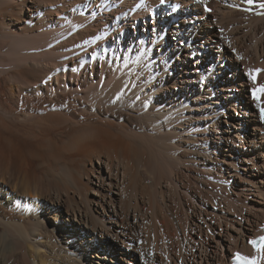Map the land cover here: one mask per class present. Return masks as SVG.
Listing matches in <instances>:
<instances>
[{"label": "bare ground", "instance_id": "bare-ground-1", "mask_svg": "<svg viewBox=\"0 0 264 264\" xmlns=\"http://www.w3.org/2000/svg\"><path fill=\"white\" fill-rule=\"evenodd\" d=\"M124 1V7H132L135 3L144 5L143 13L139 12L140 16L135 18L136 22L134 18L129 19L132 20L133 26L137 21L139 22V27L135 28L136 33L138 30L141 33V24L144 22L142 45L138 40L139 60L126 63L130 59V55H126L124 57L126 62L116 61L119 63L117 66L105 59L100 70L101 75L96 77L99 79L98 82L94 79L88 82L84 75V78L77 80L78 82L68 79L59 82V79H56V83L48 81L45 87L44 82L32 77L35 70L32 65L22 71L24 75L22 78L18 77L19 72L13 69L7 76L2 74L5 77H0V264H155L152 257L153 260L149 261L148 257L141 254L139 250L142 245H135L134 236L127 229L128 225L132 230L147 229L148 237L154 234L155 239L160 234L161 237L158 238L162 240L164 237L166 242L169 241L168 244L171 242V245L176 243V246L178 244L185 247L191 243L193 246L190 247L189 255L186 252V255L183 254L185 258L184 263L183 259L181 260L182 264L229 263L227 261L240 252L258 258L247 243L249 239L264 234L263 201L251 206L253 210L251 212L258 217L255 229L248 228L252 224V219L247 216L239 218L246 224L236 220V226L237 217L224 206L211 211L215 215L213 219L215 225H211L212 223L207 220V211H209L207 205L200 206V212H193L187 217L189 218L187 222L185 221L197 227V231L194 228L198 236L196 240L190 239L187 227H184L187 224L181 221L180 214L176 213V216H173L169 213L172 211L167 210L171 205H169L171 195L169 197L168 193L170 189L165 192L167 188L173 187L174 194H177L179 204L181 203L182 206L184 198L181 192L183 191L181 180H187L186 177L192 175L191 164L198 162L202 165L201 173L205 174L206 171L210 174L215 171L218 174V171H221L219 173L221 177L229 180L226 184L233 182L237 177L244 180L241 191L246 192L248 196L246 200L244 199L247 207L248 200L253 196L264 198V174L261 172L254 174L250 168H247V163L251 161L253 168L259 165L264 170V126L254 109L256 99L247 91L248 66L243 62L241 55L246 42L252 37L248 36L249 32L256 40L251 41L259 40L256 27L264 17V7H261L264 0H253L251 4L248 0H209L208 4L211 5L212 10H208L212 12H208L200 0ZM101 2L105 6L107 0ZM118 2L112 1L115 6ZM156 3L157 8L150 11L151 17H149L146 13L149 12L150 6ZM21 8V14L17 11L13 15L11 10V12L6 11L5 8L0 10V28L4 32L0 30L2 33L0 40L9 35L8 32L6 33L7 29L16 26L13 30L19 33L15 34L18 36L13 38L11 46L17 49L23 43L20 36L29 35L21 23L20 15H23L24 6ZM26 8L28 9L29 6ZM122 9L123 7L112 12L107 7L104 10L108 11L98 19L104 21L109 18L110 13H119ZM239 10L252 15L250 17L252 20L248 22L250 25L254 23V27L248 25L250 30H245L247 38L243 43H238L234 38L238 36L236 34L227 42L221 38L225 31L224 26L226 25L228 28L226 29L231 33L240 30L237 24L239 22H235ZM28 16H33L31 10H28ZM149 18H152V22ZM82 21L90 23L93 17L83 15L76 24L73 22L75 25L72 29L78 27ZM62 29L63 27L56 28L47 33L52 42L60 32L65 34L70 31V28L67 31ZM125 36L126 34L124 38L127 40L128 36ZM240 38L238 36L237 39ZM259 38L261 41L264 37L259 36ZM123 41L120 39V43ZM131 44L133 45L134 42ZM257 47H253L256 52ZM156 50L159 52L157 55H155ZM165 53L168 56L167 60L162 67H158V64L163 63ZM95 54L98 56L99 52ZM256 57L260 58L259 55ZM257 60L255 63H258ZM261 63H259L260 67L263 65ZM171 68L174 70L173 74L168 75L167 72H170ZM96 71L93 69L91 73ZM201 79L206 80L207 83L202 84ZM75 83L76 87H74ZM68 86L70 91L67 90ZM60 90L66 91L67 97L71 94L81 97L71 105L73 107L82 105L85 113H90V117L107 110L112 112V117L116 120L122 115L119 109L122 108L129 117L136 118L150 134L154 132L156 134L154 137L148 135L147 131L140 134L125 124L116 125L113 121L103 125L95 124L94 121L93 124L91 122L92 125L86 127L88 132L73 137L75 139L71 141L70 138L77 129L68 138V132L65 130H63L65 133L59 132L56 124L57 127L51 129L57 131L52 132L50 128H44L50 129V132L45 130L46 134L43 130V134L39 133V136H35V140H31L32 135L29 136L31 128H35V124L39 127L41 121L38 120L42 117L36 119L39 116H35L34 119L39 122L38 124L30 120L35 122L32 123L33 126L28 124L32 126L31 128L25 121L28 123V120L37 114L34 112L36 110L34 107L45 101V95H50L51 101L56 102L60 97L58 92ZM227 90L231 93V98V95L225 96ZM39 92L42 97L37 98ZM34 96L38 99L36 103L33 101ZM84 101L86 103L83 104ZM237 109L240 110L239 113ZM233 111H236V114ZM52 116L46 117L50 120ZM94 117L96 119V116ZM194 133L195 137L205 134L204 141L209 144H198L199 141L195 140ZM208 135H211L210 139ZM215 151H224L225 155L232 158L239 156V160L236 162L225 157L222 162L230 166L226 169L225 166H219L217 159L212 163V155ZM146 157L148 160L145 159ZM240 163L241 167H239ZM231 168L233 171L230 172ZM225 169L228 177L223 173ZM161 174L167 180L166 185H162L164 178L160 180ZM184 194L186 195L187 192ZM22 196L26 198L28 196V199L24 202L25 205L21 206L19 199ZM191 198L194 205L198 203L196 198ZM226 198L228 199V196ZM172 200L173 198L170 199L171 202ZM13 206L14 209L10 210ZM124 220L129 222L127 221L126 224ZM202 225H207L212 235L208 234ZM247 230L254 231L249 234ZM239 240H242L241 243ZM155 242L154 244H157L158 239ZM210 243L212 248L208 247ZM165 245L167 246L166 243ZM170 252L167 253L171 255ZM259 254L264 255V243ZM170 255L157 264H177L176 258H171ZM129 257L133 261L129 260ZM260 264H264V259H260Z\"/></svg>", "mask_w": 264, "mask_h": 264}, {"label": "rangeland", "instance_id": "rangeland-1", "mask_svg": "<svg viewBox=\"0 0 264 264\" xmlns=\"http://www.w3.org/2000/svg\"><path fill=\"white\" fill-rule=\"evenodd\" d=\"M101 1L102 0H81V1L80 0H21V1L20 0H0V5L1 6L4 5V7L0 6L1 7L0 10L5 8L6 11H8V12L12 11V15L15 14L17 11H18V13L20 12V14H21V12H22L21 11L22 10L21 7L24 6L23 15H20L22 22L21 21L20 22L22 23V26H25L27 34H29V35L25 34L24 36H20L21 39L23 40V43H21V45H20L21 47H18V49H17V47L11 46L13 38L18 36V35H15V34L19 33V32H16L15 30H13L16 26H13L14 28L12 27V29H7L6 30V33L8 32L7 34H9V35H7L6 38L2 39L3 41L0 40V47H1L0 48V72H1L0 77L3 78L5 76H7L8 74H10V71H12V69H13L14 71H18L19 72L18 77L22 78V77H24V75L22 74V71L25 70L27 67H29V65H32V66H34V69H35L34 72H33L32 77L34 79L36 78V80H38V81L44 82L43 86H45V87L47 86V82L48 81L56 83V79H59V82H63L65 79H68L69 81L73 80V82H78L77 80L81 79V78H84V75H85V78H87L88 82L91 81V79H94L95 81L98 82L99 79L96 78V77H98V76L100 77V75H101L100 70H101L103 61L105 59L107 61L110 60L113 64H115L117 66L119 65V63L116 62V61L124 60V62H126L125 58H124V57H126V55H130V59L126 63H129L132 60H136V59L139 60V58H137V55H139L138 50L140 48L138 45H139V42H140V45H142L141 44L142 43L141 38H142V31H143L142 28L144 26L143 25L144 22H142V24H141L142 25L141 33H140L139 30H138V33H136L135 28L139 27V22L137 21L136 25L133 26L132 25V20H129V19L130 18H134V22H136L135 18L136 17L138 18V15L140 16V14L143 13L144 5L142 3H135V5L132 6V7H130V6L129 7H124L123 6L125 4L124 0H116V1H119V2L116 4L117 6H115L112 3L113 0H107L105 6H103ZM200 1H201V3H203V6L205 5L204 8H206L208 12H212V11L208 10V9L212 10L211 5L208 4L209 0H206V1L205 0H203V1L200 0ZM38 3H40V4H38ZM49 3H52V4H49ZM167 3H169V1H167ZM24 4H26V5H24ZM28 6H29V8L27 9L26 7H28ZM156 6H157V3L155 5L150 6V8L148 10L149 12H147L146 15L151 17V12L150 11L154 10ZM107 7L110 8V11H112V12H115V11L119 10L120 8H122V7H123V9L121 11H119V13H115V14L110 13L109 18L105 19L104 21L99 20L98 17L104 16L105 11L109 10V9L108 10H104ZM28 10H31V13H33L32 17L28 16ZM94 11H95V14L93 15ZM139 12H141V13H139ZM244 13L245 12H242L241 10H239L238 14H236V16L238 15L235 18L236 21L233 20L236 23L239 22L237 24L239 25L240 30L237 29V30H234L235 32L237 31L236 33H231L230 31L227 30L228 28L225 25L224 26V30L225 31L224 30H223L224 32L222 31L223 32L222 33L223 35L221 36L222 39H224V40H226L228 42V41H230L229 38H231L232 35L234 36L236 34V36L238 35L239 37H241L238 40L237 39L238 36L237 37L234 36V38H236L238 43H240V42L243 43L244 42V39L247 38L246 32L250 30L249 26H253L254 25V23L252 25H250V22H248V21L252 20V19H250V17L252 15H250L249 13H245L246 14L245 15ZM83 15L93 17V21H91L90 23H88L87 21H82L81 24L83 25V27L80 24L79 26L81 28H79V26H78V27L72 29L73 28L72 26L75 25L76 21L78 19H80V17H83ZM248 19H250V20H248ZM263 19H264V17H263ZM263 19L257 24L258 28L256 27V34H257V38L259 40H260L259 36L264 37V27H263L264 26V22H263ZM149 21L152 22V18H149ZM101 22H103V23H101ZM242 22L245 23V24H243ZM261 22H263V24H261ZM91 23H92V25H91ZM61 27H63L62 30H66V31H67L68 28H70L69 29L70 31L68 33H65V34H61V32H60L55 37L54 41L52 42V39H50V37H49V35L47 33L48 32H52L51 30H53V29L55 30L56 28L60 29ZM64 27H65V29H64ZM245 27H247V28H245ZM261 27L263 28V30H262ZM41 28H43V30H41ZM0 30H1V28H0ZM81 30L83 32H81ZM245 30H247V31L245 32ZM1 31L3 32V29ZM75 31H76V33H75ZM41 32L44 33V34L42 35ZM127 32H130L131 35L129 33H127ZM227 32L228 33L230 32V33L228 34ZM121 33H123V34L120 37ZM124 33L126 34V36H128L127 40H125V38H124V35H125ZM242 33H243V35H242ZM0 34H2V33L0 32ZM244 34H245V37H243ZM45 36H47V37H45ZM248 36H250V37L252 36V37H251V39L249 38L250 40L248 39V41L246 42L245 46L243 47L244 49H242V51H241V55H242L243 62L247 63L248 73H250V71H251V73L255 76V79H253L252 76H250L249 74H248V76H246V79H247V81L249 83L248 84L249 85L248 86L249 90L247 89V91L250 94L252 93V95H254V90H257L256 91V95L259 96V99L255 98L256 101L254 103V109H255V111H257V114H258L260 120L263 122V126H264V119L261 118L262 109H264V94H261L258 91L261 86H264V71H259V72L254 71L255 67H256L255 70H258V69L259 70H264V66H263L264 65V61H263L264 60V38L263 39L261 38V41L257 40V42H258L257 43V42H255L256 41L255 37L253 38V34H251L249 32ZM10 37H12V38H10ZM22 37H24V38H22ZM0 39H1V37H0ZM42 39H43V41H42ZM120 39L124 40L125 42L123 41V43H120ZM252 39L255 40V41H251ZM138 40H140V41L138 42ZM47 41H49V42H47ZM29 42H31V43H29ZM133 42H134V44L132 45L131 43H133ZM250 44H251V46H250ZM179 45H180V43H179ZM257 45H258V47H257ZM77 46H79V47H77ZM183 46H184V44H183ZM253 47L254 48L257 47V52H256V50ZM130 48H131V50H129ZM1 50H2V52H1ZM97 51L99 52L98 56L95 54ZM261 51H262V53H261ZM155 52H156L155 55L159 54V52L157 50ZM258 52H259V54H258ZM8 53H12V54L8 55ZM165 54H166V56H165V58H163V63H161L160 65L158 64V67H162V65H164V62L167 60V57H168L167 53H165ZM105 55H107V57ZM258 55H259L260 58L256 57ZM152 57H154V55ZM257 58H258V60H257ZM255 59L257 60L258 63H255L256 62ZM261 61H262L263 65H261V67H260L259 63H261ZM256 64L257 65L259 64V65L257 66ZM8 66L11 67V68H9ZM93 69H94V71H96V70L97 71H96V73L92 74L91 72L93 71ZM169 70H171V71L170 72L168 71L167 74L168 75H170V74L172 75L174 70L172 68L169 69ZM7 71H9V72H7ZM86 73H87V75H86ZM2 74L3 75L6 74V75L3 76ZM203 79H201V83L205 85L207 82H206V80L204 81ZM229 79H230V75H229ZM163 81H168V80H163ZM223 84H225V82H223ZM76 86H77V84L75 83L74 87H76ZM175 87H171V88L173 89ZM67 90L70 91V86L67 87ZM175 91L178 92V90H175ZM58 92L60 93V97H59V99L56 102H52L51 101V96L50 95L49 96L45 95V101L44 102L42 101L39 104L38 107H36L35 103L38 100L37 98L42 97L41 92H39L37 94V98L35 96L33 97V99H34L33 101L35 102L33 104V106L35 105L34 108H36V110L34 112L37 113V114L34 115L33 118L29 119L28 123H27V121H25V123H26L27 126H29L31 128L33 126L32 123H35V122H31V121L32 120L36 121L34 119L35 116L36 117L39 116L36 119H39L40 117H42L43 120H42V118L40 120H38L39 122L41 121L40 122L42 124L41 126H40V123L38 121H36L37 124L39 123L38 125H39L40 128L38 126H36V124L34 126L35 128L32 127L34 129V132H33V129L31 128V133L32 134L29 132L30 133L29 136L31 137V135H32L31 140H35V136L36 135L39 136V133L41 135V134L44 133L45 130L50 132L51 128H55V127L58 126L59 128L57 127V130L59 132L63 133L64 132L63 130H65V132H68V134H69L68 135L69 137L67 136L68 138H70L73 135L71 137L72 139L70 138V141H71V140L75 139L76 137H78V135L80 136L81 134L83 135L84 133L88 132L87 131L88 126L92 125L94 121H95V124H99V125H103V124H105V123H107L109 121H113L116 125L125 124V125L129 126L130 128H132L133 130H136V132L140 133V134H144L147 131L145 128L142 127V125L137 121L136 118H134L132 116L129 117V115L126 114L125 110H122V108H119V109H121V114L122 115L119 116L118 119H116V120L113 119L112 112L107 111V110L106 111L103 110L102 113H100L101 115L100 114L92 115L93 117L96 116L97 120L95 119V117H94V119H95L94 120L92 116H91L92 118L89 116L90 113H85V111L82 108V105L78 104V106H74V107L72 106L73 102L79 100L81 97L76 96V95L74 96L72 94L68 95L69 97H67L65 95L66 91H64V90H60ZM230 95H231V93H229V90H227L225 92V96L228 97ZM165 97L167 98V96H165ZM231 97H232V95L230 96V98ZM167 99H165V100L168 101ZM236 99H234V100H236ZM232 100H233V98H232ZM84 103H86V102L84 101L83 104ZM149 104H148V106H149ZM79 106H81V107H79ZM43 107H45V109H43ZM14 109H16V108L14 107ZM72 109H74L75 112ZM235 112L236 111H233L234 114H236ZM237 112L239 113L240 110L237 109ZM40 114H41V116H40ZM60 114H61V116H60ZM52 115H54V116H52ZM1 116H2V114H1ZM46 116H52L53 118L50 119L51 120L50 121ZM85 116H86V118H85ZM44 117H46L47 119L44 118ZM61 117H63V118H61ZM53 119H54V121H53ZM72 119H73V122H75V123L72 122ZM77 119H79V121H77ZM238 119H240V117ZM4 120H7V119H4ZM55 120H56V122H55ZM86 120H87V122L85 123ZM60 121H63V122H60ZM82 121H84V122H82ZM43 122H44L45 125L43 124ZM57 122H58V124H57ZM91 122H92V124H91ZM28 124H31L32 126H30ZM42 126H43V128H41ZM80 126H82V127H80ZM252 127H253V125H252ZM44 128H50V129H44ZM64 128H66V129H64ZM59 129H62V130L60 131ZM57 130H54V131H57ZM75 130H76V132H73ZM46 131H45V133H46ZM51 131H52V129H51ZM54 131H52V132H54ZM72 132H73V134H72ZM147 133H148V135L150 134L149 131H147ZM240 133L242 134V132H240ZM154 134H156V133L154 132ZM154 134H150V135H152L154 137ZM24 135L26 136V134H24ZM204 135L205 134H203V135L199 134V135H197V137H195L196 134L194 133L195 140L199 141L198 144H200V145L209 144L207 141H204ZM208 136H209V139H210L211 135H208ZM227 136H229V134H227ZM73 137H75V138H73ZM195 140H193V141H195ZM241 145L243 146V144H241ZM239 146H240V144H238V147ZM196 147H198V146H196ZM218 152L219 151H215V153L212 155V161H213L212 163H214V162H216L218 160V163H220L219 166H221V167L225 166L226 169L229 166L228 163L222 162V160L225 157H227L229 159H233L236 162H238V160H239V156H237L236 158H232V156L225 155L224 153H226V152H224V151H221L219 153ZM181 155L184 156V158H187V156L183 155V153H181ZM147 157H148V155H147ZM147 157L145 159L148 160ZM250 160H252V159H250ZM194 165H197V166H194ZM252 165H253V163L251 161H249L247 163V168H250L251 172H253L254 174H258V172L259 173L261 172V173L264 174V170H263V168L261 166L256 165L253 168ZM191 167L192 168H191V172L190 173L192 175L189 176V177L187 176L188 178L185 176L187 180H185V179H184V181L181 180L182 185H183V191H181V192H183L182 195H183V198H184L183 199V204H182V206H184L183 208L180 205L181 203L179 204L180 201H179V198H178L177 194H174V190H173L174 188L173 187L167 188V191L165 192V193H167L169 191V189H170V191L168 192L169 193V197L171 195V198H173V200L174 199L176 200V201L172 200V202H171L170 201L171 198H169V205L173 204L172 207L174 206V208L172 209V207L170 205V207L169 206L167 207L168 208L167 210L172 211V212H169V213L171 215H173V216L176 213L181 215V216L179 215V217H180L182 222L184 221L185 225L187 224L184 227H187V230H188L187 233L190 235V239L191 238L192 239L195 238L196 240H198V236L196 235L197 234L196 233L197 227L195 225H193V224H190L189 221H188V223H186L187 222L186 220L189 219L187 217H190L193 214V212H198L199 213L200 212V206L205 207V205H207V207H208L207 209H209V211H210V212L207 211V220L212 223L211 225H215L214 224V220H213V219H215V217H214L215 215H213L211 213V211L212 210L216 211L217 207L219 208V207L224 206V208H226V209L229 208L228 210L231 211L233 216L237 217V218H235L236 226H237L236 220L240 221V219H242L243 217L247 216L248 218L252 219V224L248 228L255 229L256 225L258 224V223H256L258 217H255L253 212H251V211H253V210H251V206L252 207L254 205L256 206L257 204L262 203L261 201L264 202V200H263L264 198H262L263 196H261V197L260 196H255V197L253 196L252 199L248 200V207H247L245 202H244V199L245 198L247 199L248 196H246L247 195L246 192H242L241 191L242 185H244V180H242L240 177H237L235 180H233V182L231 181V182H229V184H226V182L229 181V180H225L224 177H221V174H219V173H221V171H218L219 172L218 174L215 171H214V173H210V174L207 173L206 171H205V174H204V172L201 173L202 165H200V163H198V162H196V164L195 163L191 164ZM239 167H241V163L239 164ZM226 169H225V171L223 173H224V175L226 177H228L227 176L228 172H227ZM229 171L230 172L233 171L232 168ZM190 173H188V174H190ZM163 174L160 175V180L162 178H164V179H162V181H164V182H162V181L161 182H162V185H166L165 182L167 183V180H165V177H163L164 176ZM219 175H220V177H219ZM166 179H167V177H166ZM243 179H245V178H243ZM207 183H208V185H207ZM171 189L173 190V193H172ZM9 190H10V188H9ZM185 191L187 192V194H186L187 196L184 194V193H186ZM228 191H229V193H228ZM170 192H171V194H170ZM188 193H189V196H188ZM172 194H174V197H172L173 196ZM253 194H255V193H253ZM227 196H228V199L226 198ZM191 197L196 198V200L198 202L196 204H198V205H196V204L194 205L193 200L191 201V199H192ZM229 197L231 199H233L234 201L231 200ZM254 198L255 199L258 198V199H256V201H255ZM27 199H28V196H27V198H26V196H22L19 199V201H20L19 203L21 204V206L25 205L24 202ZM259 200H260V202H259ZM214 206H216V207L214 208ZM40 208H42V207H40ZM11 209H14V206L11 207L10 210ZM148 209L146 210L147 212L149 211ZM202 210L204 211V209H202ZM248 213L249 214L251 213V214L249 215ZM259 214H261V213H259ZM263 215H264V213H263ZM262 219H264L263 216H262ZM45 220H46V218H45ZM127 221H125L126 224L129 222V221L128 222ZM240 222H242L243 224H246V222L244 223L242 220ZM126 224H125V226H127ZM127 227H128L127 229H129L132 232V235L134 236L133 240L134 239L135 240L133 242L135 243V245L136 246H141L142 245L141 246V250L142 251L139 250L141 252V254H143V256H145L146 258L148 257L147 259H149V261L150 260L152 261L154 259L153 262H155V264L159 263L158 261H160L162 259L164 260L166 257L169 258V255H170V254H168L169 251H171L170 252L171 255H172V256L170 255L171 258H176L177 264H180V261L182 259H183L182 261L184 263V258H185L186 253H187V255H189V253H190L189 250H191L190 247L193 246V245H191V243H188V244L186 243L188 246L185 245V247L183 245H178V244L176 246V243H175V245L172 244L174 246L173 247L171 245V242H170V244H168L169 241L166 242V239L164 237L162 238V240H161V238H158V237H161L160 234H158L159 236H157V239H158L157 244H154V243H156L155 241H157V239H155L156 235L149 233L150 237H148L149 235L146 233L147 229H145V228L144 229L143 228L136 229L135 228V229L132 230V227H130L129 225ZM202 227L204 229H206L205 231L208 234L212 235V233L210 232L211 230L208 229L209 227H207V225H202ZM194 228H196V231L194 230ZM140 230H141V232H140ZM191 230H194V231H191ZM253 231L254 230H251V231L247 230V232L249 234L252 233ZM135 233H138V235H135ZM143 233H145L146 235L145 234L143 235ZM151 235L152 236L154 235V237H152ZM147 238H149V239H147ZM149 241H150V243H149ZM240 241H242V240H239V243H241ZM164 242L167 244V246L168 245L169 246L167 247ZM185 242H188V241H185ZM162 243H164V244L162 245ZM211 244L212 243H210V245H208L209 248H212ZM213 244L215 245V243H213ZM165 247H167L168 250ZM180 247L182 249L185 248L183 250V252H182V249ZM169 248L170 249L173 248V249L170 250ZM155 249H157V250H155ZM172 250H174V251H172ZM179 250L182 252V254H181V252ZM143 251H144V253H143ZM178 252H180V254ZM183 254H185V255L183 256ZM137 255L140 256V254H137ZM119 257H121V255H119ZM129 260L133 261L131 257H129ZM182 261H181V264H182Z\"/></svg>", "mask_w": 264, "mask_h": 264}, {"label": "snow or ice", "instance_id": "snow-or-ice-1", "mask_svg": "<svg viewBox=\"0 0 264 264\" xmlns=\"http://www.w3.org/2000/svg\"><path fill=\"white\" fill-rule=\"evenodd\" d=\"M253 2V0H248V3L251 4ZM261 7H264V4L261 5ZM257 72L259 71H264V70H256ZM250 76H252L253 79H255V76L250 72L249 73ZM256 91L257 90H254V98L256 99H259V96L256 95ZM261 94H264V86H261L260 89L258 90ZM261 118L264 119V109H262V115H261ZM261 242L264 243V237H261L260 238ZM253 245L254 246H257L258 247V250H259V245L257 244V241H252ZM237 258L238 260H248L247 257L241 255L240 253H237ZM260 259H264V255H261V257L257 258L256 260H253L250 262V264H259V260Z\"/></svg>", "mask_w": 264, "mask_h": 264}]
</instances>
